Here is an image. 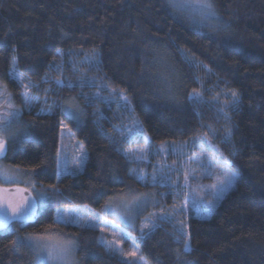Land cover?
<instances>
[{
    "label": "trees",
    "instance_id": "obj_1",
    "mask_svg": "<svg viewBox=\"0 0 264 264\" xmlns=\"http://www.w3.org/2000/svg\"><path fill=\"white\" fill-rule=\"evenodd\" d=\"M210 1L214 15L199 25L166 0H0V81L19 104L18 85L8 78L14 64L58 105L50 114L15 109L0 162L31 173L37 187L53 194L33 224L0 233V264H38L25 243L26 257L13 241L43 234L73 238L79 264H126L105 252L96 230L54 221L57 209L100 212L109 200L145 187L124 155L141 140L120 136L128 113L109 90L128 97L154 147L206 140L237 175L209 219L191 213L187 236L161 223L137 243L141 258L264 264V0ZM61 124L87 157L80 174L56 181Z\"/></svg>",
    "mask_w": 264,
    "mask_h": 264
},
{
    "label": "rangeland",
    "instance_id": "obj_2",
    "mask_svg": "<svg viewBox=\"0 0 264 264\" xmlns=\"http://www.w3.org/2000/svg\"><path fill=\"white\" fill-rule=\"evenodd\" d=\"M166 2L190 13L191 18L199 25H203L214 15V10L209 15L193 7L197 0H166ZM13 69L15 70L14 64L8 78L18 85L20 105H15L8 87L0 81V136H3L6 142L11 137V132L8 130L17 114L16 108L20 111L36 108L39 114H50L58 106L56 100L48 96L47 92L44 91V94H41L37 86L16 71L12 75ZM16 77H22L23 83ZM29 84H31L28 89L31 102L25 103L22 94L26 90L25 86ZM56 84L61 85V81L60 83L56 81ZM108 92L109 98L113 99L117 108L125 109L128 113L126 116L128 123L124 124L120 136L128 143L138 140L137 136L141 140V143L129 146L124 151V155L131 165L130 174L142 189L145 186V190L127 192L111 199L100 212H94L86 206L57 209L60 212L55 211L54 221L64 225L96 230L105 252L116 256L126 264H147L141 258L137 247L141 239L164 222L170 223L173 227L176 226L183 235L187 236V221L190 214L192 213L199 219H209L217 204L233 189L237 175L229 169V163H224L227 159L222 155L218 156L215 146L206 140L198 141L196 146L192 143L191 146H187L167 142L154 147L145 133V138L143 137L141 126L131 114L129 104H125L120 94L115 95L112 90ZM97 95L98 93H95V96ZM72 115L75 118L80 116L76 108ZM7 145L9 148V144ZM162 145L163 150H161ZM189 147L194 149L191 151ZM86 157L83 145L64 124H61L56 158V181L66 175L80 174L83 171ZM186 173L188 174L187 184H185ZM230 174H235L232 176V183L227 187L221 185L219 181L227 180ZM4 176L10 179H4ZM0 185L4 187L21 186L29 190L37 200L39 212L52 201L53 191L37 187L31 173L16 171L1 162ZM213 185L216 187L214 188ZM64 209L69 210L66 215ZM165 216L166 219L161 218ZM145 224H154L155 227L142 228ZM15 228V225H12L7 232H12ZM29 237L32 239L29 240ZM40 237L44 239L37 240ZM16 240L25 241L29 251L34 253L38 264L40 261L37 259V254L41 251V247L57 244L63 246L71 242L66 256L55 261L47 260L45 256L46 264H79L75 256L76 242L73 238L43 234L28 235L23 239L15 238L14 241ZM25 250L22 244L16 246V251L24 257H26ZM133 252L135 255H130Z\"/></svg>",
    "mask_w": 264,
    "mask_h": 264
},
{
    "label": "snow or ice",
    "instance_id": "obj_3",
    "mask_svg": "<svg viewBox=\"0 0 264 264\" xmlns=\"http://www.w3.org/2000/svg\"><path fill=\"white\" fill-rule=\"evenodd\" d=\"M193 7L198 8L200 10H202L205 14H211L212 10H213V5L210 2V0H197V2L193 5ZM15 70L13 69V73L12 75H14ZM17 79H19L21 81V83H23V78L22 77H16ZM57 83H60V80H57ZM31 87V84L26 85L25 86V92L22 94L23 95V99L25 101V103H30L31 102V96L29 95L28 89ZM114 92V90H113ZM195 92V90H194ZM232 97L235 100H238V93L235 91H232ZM120 98L125 102V104H129L130 101L128 100V97L123 95L122 92L120 93ZM5 147H6V141L3 138V136H0V153H3L5 151ZM163 145L161 146V150H163ZM225 164L228 163L227 160L224 161ZM235 174H230L227 180L224 181H219V183L225 187L229 186L232 183V176ZM155 179V176L153 177ZM4 179H10L7 176H4ZM187 180H188V174H185V184H187ZM213 187L215 188L216 185H213ZM3 191H7V189H4ZM18 192H23L24 190L22 189H18ZM107 207V205L105 206ZM36 211L35 208V203L31 202L28 204H25L24 202H16L14 200L8 199V198H2L0 197V229H7L9 227V225L17 220V219H22V218H26V217H30L32 215H34ZM58 213L60 212V210H57ZM64 214L66 215L68 213V209H64ZM63 218V216L61 217ZM161 218H167L165 217H161ZM148 227H152L154 228L155 225L154 224H145L142 226V228H148ZM29 240H31L32 238H28ZM44 238L40 237L37 238V240H42ZM25 241L24 240H16L13 241V246H19L21 244H24ZM118 243V241H117ZM185 244V250L188 249V241L187 239H185L184 241ZM29 246H32L31 244H29ZM71 247V242H69L66 245H55V246H48V247H41V251L37 254V259L40 261V264H46L45 261V256L47 258V260H52L55 261L57 259H62L64 256L67 255V253L69 252ZM130 255H135V252L130 253Z\"/></svg>",
    "mask_w": 264,
    "mask_h": 264
},
{
    "label": "water",
    "instance_id": "obj_4",
    "mask_svg": "<svg viewBox=\"0 0 264 264\" xmlns=\"http://www.w3.org/2000/svg\"><path fill=\"white\" fill-rule=\"evenodd\" d=\"M7 155H8V145L6 143L5 151L3 153H0V161L4 160L7 157ZM4 189H7V191H3ZM18 189H22L24 191L18 192L17 191ZM0 197L8 198V199L14 200L16 202H24L25 204H28L31 202L35 203L36 211H35L34 215H32L30 217L22 218V219H17L15 221H13L9 225V227L14 225V224L27 226V225H31L34 223V221L38 215V203H37L36 198L33 196V194L29 190H27L26 188L21 187V186L4 187V186L0 185ZM7 229H0V233L5 232Z\"/></svg>",
    "mask_w": 264,
    "mask_h": 264
}]
</instances>
